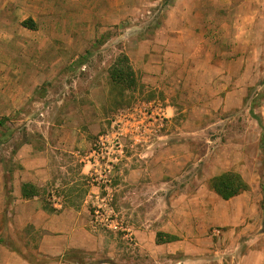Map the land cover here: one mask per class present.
<instances>
[{"label":"rangeland","instance_id":"1","mask_svg":"<svg viewBox=\"0 0 264 264\" xmlns=\"http://www.w3.org/2000/svg\"><path fill=\"white\" fill-rule=\"evenodd\" d=\"M123 55L135 83L113 80ZM20 70L0 171L8 189L22 146L76 136L40 198L88 202L94 264H264V0H0V80ZM151 128L168 137L152 147ZM101 136L116 161L95 164ZM226 172L248 190L223 199L210 181ZM5 209L0 246L37 261L41 231L16 237Z\"/></svg>","mask_w":264,"mask_h":264},{"label":"crops","instance_id":"2","mask_svg":"<svg viewBox=\"0 0 264 264\" xmlns=\"http://www.w3.org/2000/svg\"><path fill=\"white\" fill-rule=\"evenodd\" d=\"M49 77V76H48ZM29 77L24 71L7 72L6 77L0 80V115H9L12 111L20 109L29 99L28 89ZM171 105L165 107L168 110ZM81 108L76 105L75 110ZM165 126V125H164ZM144 135L149 139L151 146H155L158 139L168 137L167 131L163 134L156 130ZM44 148H36L34 144H26L18 152L21 168L13 174L14 180L9 184V192L6 184L5 171H0V214L8 209V214L13 222L10 225L12 231L22 236L26 227H32V231H41L42 236L38 241L37 261L25 257L23 252L16 250L12 241L0 250L4 253L0 257V264H94L86 254H95L103 241L100 236L92 230V212L86 201L84 204H72L70 198L62 194V189L58 190L60 195H56L49 208L41 200V189L52 179L57 168H65L61 160L65 158L64 151H70L72 143V153H75L79 140L76 136L67 137H45ZM85 142V140H81ZM85 161V160H84ZM169 161L164 160V164ZM89 163H84L83 175H88ZM133 172H136L135 170ZM141 172V171H138ZM142 173V172H141ZM34 184L39 192L38 196L25 198L22 195L24 183ZM60 185L58 184L57 187ZM8 194H11L8 202ZM11 233V230L9 231ZM13 237V236H11ZM2 246H0V249ZM2 248V249H3ZM169 253L187 254L186 250H168ZM83 257H78L76 255ZM85 255V257H84ZM20 256V257H19ZM184 257L183 260H186ZM48 259V261H43ZM186 262V261H184ZM182 264L183 261H180Z\"/></svg>","mask_w":264,"mask_h":264},{"label":"trees","instance_id":"3","mask_svg":"<svg viewBox=\"0 0 264 264\" xmlns=\"http://www.w3.org/2000/svg\"><path fill=\"white\" fill-rule=\"evenodd\" d=\"M23 24L25 26L27 24V21H24ZM116 65L117 66H115L113 71L114 81H130L133 83L136 82L134 70L129 64V58L126 55L121 56ZM6 119L7 118H4V120ZM1 124H3V120L0 121V125ZM210 186L217 194H219L225 200H229L237 196L241 192L248 190L249 187L240 174L233 172H226L219 176L213 177L210 181ZM22 195L25 198H33L35 196H38L39 192L34 184L28 182L24 183L22 186ZM158 241L163 242L162 239Z\"/></svg>","mask_w":264,"mask_h":264},{"label":"built area","instance_id":"4","mask_svg":"<svg viewBox=\"0 0 264 264\" xmlns=\"http://www.w3.org/2000/svg\"><path fill=\"white\" fill-rule=\"evenodd\" d=\"M107 143H108V140L104 136H101L99 138L98 143L95 144V149L91 152V156L95 158V162H96L95 164L99 165L100 163L102 164V162L105 163L106 159H108V161H116L118 159V158H111L108 155V152L106 151V149L108 148ZM110 167H111V164L108 162L107 169H110ZM97 171L98 169H96V173ZM94 178L98 179L97 176H95Z\"/></svg>","mask_w":264,"mask_h":264}]
</instances>
